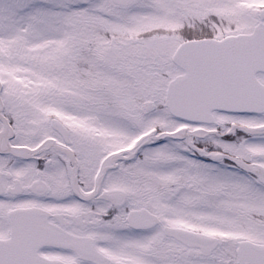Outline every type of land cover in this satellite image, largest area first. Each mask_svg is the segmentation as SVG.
<instances>
[{
    "label": "snow or ice",
    "instance_id": "obj_1",
    "mask_svg": "<svg viewBox=\"0 0 264 264\" xmlns=\"http://www.w3.org/2000/svg\"><path fill=\"white\" fill-rule=\"evenodd\" d=\"M0 264H264V0H0Z\"/></svg>",
    "mask_w": 264,
    "mask_h": 264
}]
</instances>
